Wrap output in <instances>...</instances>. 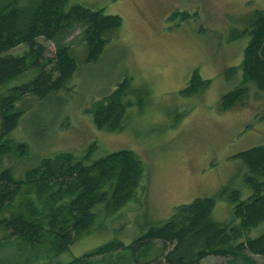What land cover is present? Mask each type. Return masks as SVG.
Wrapping results in <instances>:
<instances>
[{"label": "rangeland", "instance_id": "rangeland-1", "mask_svg": "<svg viewBox=\"0 0 264 264\" xmlns=\"http://www.w3.org/2000/svg\"><path fill=\"white\" fill-rule=\"evenodd\" d=\"M69 2L119 15L122 24L91 64L84 63L81 27L64 34L59 43L71 45L78 68L63 90L42 100L29 96L22 103L25 112L10 137L26 142L29 154L20 160L11 156L4 165H12L15 177H20L45 156L65 151L76 155L94 143L92 160L116 150L133 151L142 162V178L134 198L115 214L95 207L91 231L59 256L45 247L5 239L0 230V264H65L112 238L128 244L142 232L139 226L160 223L175 206L214 195L224 185L240 190L241 199L251 194L242 181L245 168L233 155L264 144V92L250 88L243 103L224 113H218L216 105L220 95L240 81L238 74L227 80L224 71L239 64L247 37L231 39V32L244 28L251 11L264 9V0ZM177 11L190 16L172 20ZM38 42L45 46L47 56L54 53V41L38 38ZM24 49L20 45L11 53ZM194 70L209 84L184 98L179 91ZM33 75L28 72L5 87L26 82ZM125 77L130 78L133 90L127 96L131 105L125 126L119 131L96 129L86 111ZM230 215L228 202L217 199L212 217L223 221ZM263 229L264 222L249 236ZM253 258L264 264V257ZM202 264H225V258L208 256Z\"/></svg>", "mask_w": 264, "mask_h": 264}, {"label": "trees", "instance_id": "trees-1", "mask_svg": "<svg viewBox=\"0 0 264 264\" xmlns=\"http://www.w3.org/2000/svg\"><path fill=\"white\" fill-rule=\"evenodd\" d=\"M189 16L177 11L170 18L185 20ZM248 16L244 28L230 36L247 37L242 59L224 71L227 80L238 74L240 81L220 95L218 113L243 103L250 88L264 92V9H254ZM121 24L119 15L69 0H0V230L5 239L45 247L59 256L91 231L95 207L103 206L113 215L134 198L143 165L129 149L92 160L96 151L92 143L76 155L65 151L45 156L20 177H15L12 165H4L11 156L20 160L29 154L26 142L10 137L25 112L22 103L29 96L42 100L63 90L78 68L71 45L59 40L81 27L84 63L91 64L97 62ZM38 38L56 43L51 56ZM20 45L25 46L20 54L11 53ZM28 72H34L30 80L5 87ZM130 83L125 77L86 111L96 129H123L131 105L127 96L133 92ZM208 84L194 70L179 94L191 97ZM233 157L245 168L242 181L251 191L248 197L241 199L240 190L224 185L214 195L175 206L160 223L147 228L136 223L142 232L128 244L112 238L65 264H202L208 256L223 257L225 264H258L253 256L264 257V229L254 237L249 234L264 222V144ZM217 199L231 206L227 220L212 217Z\"/></svg>", "mask_w": 264, "mask_h": 264}]
</instances>
